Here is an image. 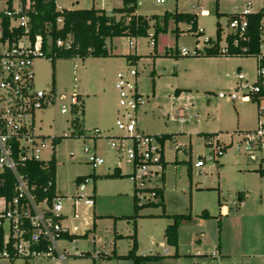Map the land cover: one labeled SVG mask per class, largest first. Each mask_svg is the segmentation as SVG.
<instances>
[{
    "label": "rangeland",
    "instance_id": "obj_1",
    "mask_svg": "<svg viewBox=\"0 0 264 264\" xmlns=\"http://www.w3.org/2000/svg\"><path fill=\"white\" fill-rule=\"evenodd\" d=\"M69 1L56 0V6L71 5ZM138 1L137 12L147 18L158 14L160 25L166 10L194 13L196 25L202 33L196 36L188 30L185 22L176 25L169 19L166 31L157 33L155 45H152L150 34L154 31L155 20L151 19L147 36L107 38L106 47L113 56L57 58L53 67L48 56H35L32 60L34 88L50 90L53 97L52 103L36 111L35 125L48 139H60L54 146L50 145L52 148L43 149L41 154L44 158L54 154V185L56 193L61 196V214L66 215L60 222L69 233L75 234L56 240L57 248L64 252L63 261L55 256L54 259L41 256L34 258L33 264H128L129 260L123 255L130 249L131 235H136L135 231L137 254L164 253L167 248L173 252L162 237L164 225L172 218L156 215L162 212L161 208L141 207L137 211L138 218H135L138 221L132 217L116 218L130 216L134 211L131 195L134 182L128 175L131 166L124 157L118 158L117 151L109 144L110 141L118 143L120 139L115 136L118 131L114 125L117 108L114 73L128 66L137 69V89L145 99L137 113L139 130L171 135L163 144V157L167 161L163 183L153 178L145 183V187L163 186L166 213L186 212L190 205L187 222L177 226L180 252L191 254L194 245L202 241L198 250L203 254L194 259L186 255L146 264H264V175L251 170L256 168V163L250 162L242 146L238 145V133L255 126L256 107L264 102L241 98L231 101L217 96L236 84L237 71L248 81L253 79L254 58L179 54L181 48L188 51L194 47L201 49L206 45L205 39L215 38L216 23L225 32L229 13L240 12L247 2L250 10L256 11L262 7V0H217V3L215 0ZM17 2L12 0L11 5L16 8ZM115 4L114 0H79L78 7H105L109 11L102 9L110 12ZM6 5L5 0H0V9ZM176 26L178 32L174 31ZM220 35L222 37V33ZM222 44L221 38L219 46ZM129 53L140 57L135 65L127 63L125 55ZM52 86L53 90L50 89ZM175 88L182 90L180 100L175 99ZM76 94L82 98V113L70 105V96ZM61 106H65L67 112L61 113ZM179 109H183L185 121L179 120ZM74 118L78 120L76 125ZM94 129L98 132L94 133ZM206 133H217L225 145L231 144L224 147L220 156H215L216 160L205 157L203 165L196 167L195 162L207 155ZM123 143L129 145V140L123 138ZM84 148L87 152L83 151ZM92 153L102 157L103 163L92 167L87 162V156ZM115 166L120 168V176L108 177ZM186 168H189L190 180ZM76 176L87 177L85 182L81 181L85 186L82 192L76 188ZM92 189L93 204H83L85 195ZM237 192L246 193L242 206L235 205ZM79 193L80 197L77 196ZM143 194L148 196L147 193H137L138 196ZM72 198L77 199L75 217L70 211ZM218 202L229 208L227 214L220 212ZM202 212H208L210 216L199 224ZM149 214L156 216H147ZM93 221L94 231L91 230ZM114 234L121 237L116 238L113 245ZM218 236L222 252L226 254L212 256L211 252L217 251L214 246ZM191 237L193 244L190 243ZM80 252L85 253L84 256L69 255ZM105 254L111 256L108 258ZM0 264L9 262L0 258ZM10 264H23V260L16 258Z\"/></svg>",
    "mask_w": 264,
    "mask_h": 264
},
{
    "label": "built area",
    "instance_id": "obj_2",
    "mask_svg": "<svg viewBox=\"0 0 264 264\" xmlns=\"http://www.w3.org/2000/svg\"><path fill=\"white\" fill-rule=\"evenodd\" d=\"M163 3L165 0H157ZM29 0L25 5H20L12 10L4 9V15L9 18L8 31L21 27L22 31L16 37L11 38L4 35L0 22V171L9 170L15 180L14 190L16 194L11 200L0 196V227L3 230L2 249L0 258L8 260L21 258L23 264H33L36 257L47 256L59 261L65 259L64 253L60 252L56 245L61 232L66 229L61 225L62 206L61 196L56 194L51 204L46 197L38 198L32 192L34 186L30 185L28 179L18 171L19 164L28 160L46 161L50 159L42 157L45 148H52V139L40 134L35 125L36 111L52 103L53 97L49 91L34 88L32 60L35 56H43L41 50V37L35 34L33 38L29 35L30 14L35 11L30 8ZM258 40L254 58L253 79L248 78L237 71L235 74L236 84L229 90L219 92V98H227L231 101L241 98L243 100H255L264 102V5L256 11L250 10L249 3L245 4L240 12L227 21L226 31H221L223 44L221 52L226 51V36L230 35L231 45H241L248 41L247 15L258 12ZM61 19H56V25L60 26ZM197 31H201L200 28ZM211 39V38H210ZM206 40V39H205ZM204 40V41H205ZM56 46L69 47L68 40L57 39ZM188 51L185 48L179 50V54H194V49ZM198 49V48H196ZM138 71L133 66H128L116 71L114 89L117 95V108L114 125L120 138L117 142L110 141L109 144L117 151V157H124L130 164V179L137 189L136 198L138 203L153 199L152 193L143 192L145 183L153 178L161 180L164 169L163 146L154 134H147L139 130L137 125V113L140 105L145 102L144 96L137 89L136 78ZM51 89V88H50ZM78 104L76 95L70 96L71 108ZM179 109L180 121L186 120V115ZM60 112L65 113V106L60 107ZM256 125L253 129L240 131L238 145L242 146L243 153L248 160L256 163L255 170L264 174V105L256 107ZM98 130L94 129V133ZM114 136V135H111ZM123 138L129 140V145L123 143ZM231 144V143H230ZM208 147L207 155L195 162L196 167L203 165L205 157L216 160L224 150L215 137L206 139ZM87 152V149H83ZM212 154V155H211ZM52 155V154H51ZM87 162L96 167L103 163L100 156L92 153L87 156ZM84 182L86 179L83 180ZM137 182V185L135 183ZM51 181L47 183L50 185ZM76 188L82 192L85 189L81 182ZM147 193L138 196L137 193ZM78 197L81 193L77 194ZM92 192L85 195L83 204L91 206ZM77 199L74 198L73 205ZM45 244V249H41ZM55 256V257H53Z\"/></svg>",
    "mask_w": 264,
    "mask_h": 264
},
{
    "label": "trees",
    "instance_id": "obj_3",
    "mask_svg": "<svg viewBox=\"0 0 264 264\" xmlns=\"http://www.w3.org/2000/svg\"><path fill=\"white\" fill-rule=\"evenodd\" d=\"M12 0H5L6 8L8 10H12L11 6ZM26 0H19L20 6L23 7L25 5ZM122 4L119 7H115L111 9L110 12H106L101 8H74V9H56L54 0H29L30 8L35 11L33 14L32 11H28L30 14V29L29 35L31 38L34 37L35 34H39L41 37V50L43 51V56H48L51 58V64L53 67L54 60L57 58H71V57H79L84 58L87 56L92 57H109L113 56L109 52L106 47L105 40L107 38L112 37H121L125 36L128 38H137L144 37L148 35L147 30L150 28L149 21L151 19L155 20L153 27L154 31L150 34V38L152 40V45H155V40L157 33L165 32L167 29L168 20L171 19L175 24L179 22H185L189 25L188 30L196 36L200 35L201 32L197 31V16L194 13L189 12H178L174 13L166 11L162 18V25L158 23V15L153 14L150 18L142 16L140 14H136L137 0H121ZM217 3V0H215ZM264 5V1H263ZM118 14V17L115 16ZM219 14V13H217ZM260 10L255 13H251L247 15V34L248 41L243 42L241 45H231L230 35L226 36V51L223 53L220 50L219 40L221 29L219 25L216 23L215 29V38L210 39L207 38L204 43L206 45L202 46L201 49H194V54L188 55H200L203 53L205 56H226V57H250L253 56L257 49V40H258V19L260 17ZM234 13L228 14V19L232 17ZM61 19L60 26L56 25V19ZM0 22L4 35H8L13 38L21 33V27H17L13 29V32L10 33L8 31V23L9 18L4 15L3 11H0ZM175 32H178V27L176 26L174 29ZM178 35V33L176 34ZM57 39L68 40L70 43L69 47L65 46H56L55 41ZM177 52V50H176ZM165 55H169V53L165 52ZM181 55V54H180ZM187 56V55H182ZM127 63L130 65H135L136 61L140 58L136 54H127L125 55ZM53 90V86L51 87ZM178 94L179 89H175L174 91ZM78 98V104L73 106L75 111H79L82 113V99L76 94ZM77 123V119L74 118ZM74 121H72L73 123ZM157 136L161 147L166 139L170 138V133L163 134H154ZM205 140L209 137H212L213 134H204ZM59 137H53L52 144L58 142ZM230 146V144L226 145ZM163 165L165 166V162L163 160ZM189 170V168H187ZM18 171L21 175L25 176L28 179L30 185L34 186L32 190L33 193L38 198L46 197L48 204H51L52 198L56 195L54 192V177H55V160L54 154L52 153L50 159L46 161H37V160H28L22 164H19ZM256 171V170H255ZM258 173V171H256ZM189 176V171L187 172ZM264 175L263 173H260ZM110 178L120 176L118 168H114L113 172L107 175ZM85 176H76L75 184L78 185L81 181L86 179ZM164 173L161 175V182L163 183ZM51 181L50 185L47 183ZM14 176L13 174L4 169L0 171V196L4 197L7 201L11 200L13 196L16 194L14 190ZM143 192L152 193L153 199H148L145 202L138 203L136 198L137 189L133 186L132 193V201H133V214L130 216L120 215L116 218L118 219H127L128 217H132V220L138 217L137 211L141 207L151 206V207H162V191L163 186H156L151 188H145L142 190ZM239 196H237V199ZM163 216V215H162ZM168 216V215H165ZM172 218L170 224H167L164 228L163 236L165 238L166 244L170 246H176L177 244V226L178 221L183 220L189 217L188 214H173L169 215ZM199 217L207 218L209 215L206 212H202ZM61 218V217H60ZM83 235H86L84 233ZM2 236L3 230L0 227V249H2ZM75 236L74 234H69L67 231L61 232L59 239H63L65 237ZM132 244L130 249L127 251L123 257L126 260H129L130 264H144L150 261H159L163 258V255L159 253H154L150 255H139L136 253L137 243L135 239V235H131ZM41 249H45V244H41ZM84 256L83 253H80L79 256ZM172 256H177L174 253ZM108 257V256H107ZM109 258V257H108ZM14 259H11L9 263H11Z\"/></svg>",
    "mask_w": 264,
    "mask_h": 264
},
{
    "label": "crops",
    "instance_id": "obj_4",
    "mask_svg": "<svg viewBox=\"0 0 264 264\" xmlns=\"http://www.w3.org/2000/svg\"><path fill=\"white\" fill-rule=\"evenodd\" d=\"M115 2H116V6H113V7H119V6H121V2L119 1V0H114ZM263 1L264 0H262V4H263ZM55 2V8L56 9H61V8H65V9H74V8H82V7H78V5H79V0H70L69 2H70V4L71 5H67V4H61L60 5V8H57V2H56V0L54 1ZM69 2H67L68 4H69ZM247 3H249V2H247ZM246 3V4H247ZM20 5V2H19V0H18V2H17V6H19ZM138 5H139V1L137 0V7H138ZM12 6V5H11ZM16 6V7H17ZM249 6H250V3H249ZM263 6V5H262ZM15 7V6H14ZM13 6H12V8H14ZM93 7V6H92ZM112 7V8H113ZM6 7H4V8H2V9H0V11H3L4 9H5ZM99 8H104L106 11H109V9H106L105 7H99ZM261 8V7H260ZM166 11H168V12H170V10H166ZM177 11V10H176ZM180 12V11H179ZM135 13L136 14H139L138 12H137V10L135 11ZM203 13H205V12H203ZM233 13V12H232ZM230 14V13H229ZM141 15V14H140ZM156 15H158V14H156ZM177 25V24H176ZM188 25V24H187ZM189 26V25H188ZM178 27V26H177ZM157 37V36H156ZM135 39V38H134ZM152 62L154 63V59L152 60ZM153 72V71H152ZM116 73V72H115ZM115 73H114V80H115ZM114 80H113V85H114ZM153 84H152V89H153ZM113 88H114V86H113ZM175 89H179V88H175ZM175 89H174V91H175ZM179 93L178 94H176L175 92H174V96L176 97L175 99L176 100H180L181 98H182V93H181V89H179ZM81 97V96H80ZM82 99V98H81ZM255 125H256V121H255ZM255 127V126H254ZM253 127V128H254ZM139 128V127H138ZM252 128V129H253ZM248 130H250V129H248ZM142 131V130H141ZM241 131H247V130H241ZM147 134H149V133H147ZM159 134H163V133H159ZM207 134H213V137H215L218 141H219V143L222 145L223 144V146L225 147L226 145H225V143L223 142V141H221L220 139H219V135L217 134V133H207ZM204 137H205V135H204ZM206 138V137H205ZM165 142V141H164ZM164 144V143H163ZM188 150L190 151V145L188 146ZM163 159H164V157H163ZM164 162H165V165H166V163H167V161L164 159ZM176 161H172V163H175ZM116 168H118V170H120V168L118 167V166H115ZM115 167H113V168H115ZM251 170H253L254 172H256L255 171V169H251ZM189 170H187V168H186V172H188ZM257 173V172H256ZM259 174V173H258ZM188 175V174H187ZM189 175H190V171H189ZM259 175H261V174H259ZM189 177V180H190V178H191V176H188ZM93 179V178H92ZM163 180H164V178H163ZM197 189H199L198 187H197ZM133 190V189H132ZM54 192L56 193V190H55V185H54ZM91 192H92V198L94 197V190L92 189L91 190ZM163 192H164V188H163V191H162V201H163V206L161 207V213L160 214H156V215H173V214H182V215H185V214H188L189 216H190V205H188V207H187V209H186V212H179V213H166L165 211H164V199H163ZM132 193H133V191H132ZM132 193H131V195H132ZM57 194V193H56ZM236 196H239V198H238V201H236L235 202V205H238V203H239V206H242V205H244V201H243V199H244V197L246 196V193H243V192H237L236 193ZM71 200V199H70ZM133 200V199H132ZM73 201H74V198H72V200H71V203H70V211L72 212V214H73V217H75V208H76V205H73ZM133 202V201H132ZM218 205H219V208H220V212L222 213V214H227L228 212H229V208H227V206L225 205V204H221V202H218ZM160 208V207H159ZM209 216H210V214L208 213V212H206ZM219 214V216L221 217V215L222 214ZM156 215H154V214H149V215H147V216H156ZM63 216H66V215H61V218H60V220L63 218ZM198 216V215H197ZM141 217H142V215H141ZM162 217H165V216H162ZM138 218V217H137ZM136 218V219H137ZM189 217H187V218H185V219H183V220H181L179 223H178V225L181 223V222H187V219H188ZM135 219V221H138V220H136ZM199 219H200V217H199ZM205 218H202V221H200L199 222V224L201 223H204L203 222V220H204ZM218 220H219V223H220V218H218ZM134 221V224L137 226V224H136V222ZM171 222H168L167 224H170ZM166 224V225H167ZM94 225H95V222L93 221V223H92V228H91V230L92 231H94L93 229H94ZM166 225H164V228H165V226ZM164 228H163V232H162V237H163V240H164V242H165V238H164V236H163V233H164ZM178 229V228H177ZM66 231L68 232V230L66 229ZM69 233V232H68ZM135 233H136V235H135V239H136V243H137V232L135 231ZM69 234H72V233H69ZM75 235V234H74ZM179 234H177V244H176V246L174 247V246H170V245H168V244H166V242H165V244L166 245H168L169 247H172L173 248V252H169V249L167 248V249H165L163 252L164 253H159V254H161V255H163V258H175V259H177V258H181V256H186V255H191L192 257H191V259H194L195 258V256H197V255H201V254H203L202 252H200L199 250H198V248L200 247V245L202 244V241L200 240V243L199 244H197V245H194V251L193 252H191V254H190V252L189 253H182V252H180L179 251V247H180V241H179ZM119 237H121L120 235H116V234H114V239H113V245H114V240L116 239V238H119ZM64 239V238H63ZM190 243H192L193 244V240H192V237H191V239H190ZM131 244H132V239H131ZM214 248L217 250L216 252L215 251H212L211 252V255L212 256H214V255H216L217 253L218 254H226L225 252L223 253L222 251V245L220 244V237L218 236V242H217V244L214 246ZM62 249H64V247H62ZM61 252H63V251H61ZM64 253V252H63ZM66 253V252H65ZM80 253H83V252H80ZM79 253V254H80ZM85 253H87V254H89V252H85ZM85 253H83V254H85ZM155 253H158V252H155ZM174 253H176L177 254V256H172ZM209 253V252H208ZM79 254H69V255H73V256H79ZM205 254V253H204ZM66 255H68L67 253H66ZM106 256H108V257H110L111 255H112V253H111V255H107V254H105ZM162 258V259H163ZM13 262V261H12ZM11 262V263H12ZM10 264V263H9ZM128 264H130V262H128ZM144 264H146V263H144Z\"/></svg>",
    "mask_w": 264,
    "mask_h": 264
}]
</instances>
